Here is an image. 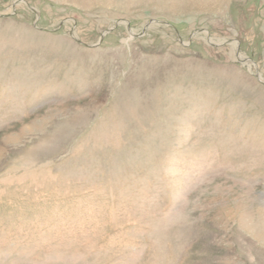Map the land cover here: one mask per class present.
<instances>
[{"label": "rangeland", "instance_id": "obj_1", "mask_svg": "<svg viewBox=\"0 0 264 264\" xmlns=\"http://www.w3.org/2000/svg\"><path fill=\"white\" fill-rule=\"evenodd\" d=\"M261 80L264 0H0V264H264Z\"/></svg>", "mask_w": 264, "mask_h": 264}, {"label": "bare ground", "instance_id": "obj_2", "mask_svg": "<svg viewBox=\"0 0 264 264\" xmlns=\"http://www.w3.org/2000/svg\"><path fill=\"white\" fill-rule=\"evenodd\" d=\"M240 59H241V60L243 59L242 56H240ZM248 66H250V64H249ZM261 81H262V80H261ZM262 82H264V81H262Z\"/></svg>", "mask_w": 264, "mask_h": 264}]
</instances>
